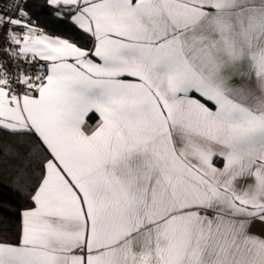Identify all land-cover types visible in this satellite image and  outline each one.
Returning <instances> with one entry per match:
<instances>
[{
	"label": "snow or ice",
	"instance_id": "obj_1",
	"mask_svg": "<svg viewBox=\"0 0 264 264\" xmlns=\"http://www.w3.org/2000/svg\"><path fill=\"white\" fill-rule=\"evenodd\" d=\"M0 264H264V0H0Z\"/></svg>",
	"mask_w": 264,
	"mask_h": 264
},
{
	"label": "crops",
	"instance_id": "obj_2",
	"mask_svg": "<svg viewBox=\"0 0 264 264\" xmlns=\"http://www.w3.org/2000/svg\"><path fill=\"white\" fill-rule=\"evenodd\" d=\"M96 119H97L96 116H91V117L89 118V121H88L89 125H94L95 122H96Z\"/></svg>",
	"mask_w": 264,
	"mask_h": 264
},
{
	"label": "trees",
	"instance_id": "obj_3",
	"mask_svg": "<svg viewBox=\"0 0 264 264\" xmlns=\"http://www.w3.org/2000/svg\"><path fill=\"white\" fill-rule=\"evenodd\" d=\"M3 195H4L5 198L9 197V193H7V192H5ZM17 206H19V205H17Z\"/></svg>",
	"mask_w": 264,
	"mask_h": 264
}]
</instances>
